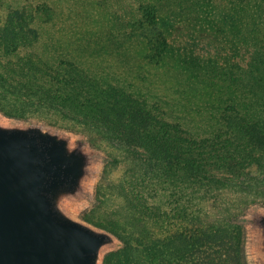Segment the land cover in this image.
Here are the masks:
<instances>
[{
    "label": "trees",
    "instance_id": "1",
    "mask_svg": "<svg viewBox=\"0 0 264 264\" xmlns=\"http://www.w3.org/2000/svg\"><path fill=\"white\" fill-rule=\"evenodd\" d=\"M158 1L139 5L132 28L143 59L155 67L164 65L170 54L173 28L160 14ZM37 13L51 16L42 7H25L8 13L0 25V110L18 118L55 112L93 136L117 141L124 152L144 153L149 161L122 186L135 222L144 223L146 210L157 217L163 197L174 203L160 220L166 224L159 226V234L140 228L131 241L121 237L125 247L103 264H241L240 227L225 219L202 231L200 202H214L250 170L264 167V0H237L223 17L222 25L238 39L245 59L237 74L228 67L221 78L207 71L211 78L203 81L205 96L213 93L207 101L218 119L211 118L202 135L168 121L157 101L132 89L127 79L82 60V55L93 57L96 48L84 47L76 37L61 40L44 33ZM184 64L188 77L198 78L199 64L192 58ZM15 102L29 108H17ZM145 178L154 192L151 198H159L152 207L144 202ZM185 196L195 200L190 212L182 201Z\"/></svg>",
    "mask_w": 264,
    "mask_h": 264
},
{
    "label": "rangeland",
    "instance_id": "2",
    "mask_svg": "<svg viewBox=\"0 0 264 264\" xmlns=\"http://www.w3.org/2000/svg\"><path fill=\"white\" fill-rule=\"evenodd\" d=\"M236 1L159 0L157 7L160 14L169 20L173 28L169 40L170 54L165 64L158 67L146 64L142 57L143 49L133 37L132 31L133 23L138 18L139 5L150 3L152 0H0V25L8 13L14 10L25 7L46 9L51 14L49 18L37 13L38 19L43 21L41 28L44 33L61 40L76 37L83 41L84 47L96 48L98 52L93 57L82 55V60L88 64L97 63L115 77L127 79L134 86L132 89L152 103L157 101L168 121L178 123L195 135H202V129L211 118L213 122L218 119H214L217 111L208 102L213 93L205 96L207 89L204 88L203 81L211 78L209 74H217L219 78L225 67L237 74V67L242 64L243 55L245 56L242 47H237L238 39L233 38L226 26L222 25L229 5ZM39 21L37 20V23ZM212 27L221 30L220 34ZM189 58L201 68L196 69L198 78H189V71L182 69V66L185 67L184 62L189 61ZM223 99H226L225 96ZM14 106L29 108L20 102H15ZM28 117L44 120L60 128L86 133L93 145L111 158L96 187L98 204L86 214V221L108 231L114 230L120 238L130 237V241L136 237L140 228L154 234L162 231L159 226L166 223L160 220L168 217L167 207L174 206V203L169 204L172 200L163 197L161 210L156 213L158 216L154 217L150 214L151 211L149 213L146 210L144 223H137L132 219L133 210L126 206L122 196L123 184L130 178L132 181L133 173L139 169L142 171L149 161L144 153L133 156L124 152L119 148L117 141L93 136L76 121L68 120L55 112H49L47 115L26 113L23 118ZM143 185L145 205L152 207L158 203L159 198H151L154 192L150 184L148 185L147 178ZM182 201L189 212L194 209L195 204L192 201L195 200L192 196H185ZM253 202H264V167L250 170L236 182L235 188L221 191L214 202L212 198L202 199L200 228L203 231L211 224L230 220L238 215L244 206ZM128 221H133L137 227L131 226ZM158 221L160 224H155ZM190 223L186 222L189 228Z\"/></svg>",
    "mask_w": 264,
    "mask_h": 264
},
{
    "label": "water",
    "instance_id": "3",
    "mask_svg": "<svg viewBox=\"0 0 264 264\" xmlns=\"http://www.w3.org/2000/svg\"><path fill=\"white\" fill-rule=\"evenodd\" d=\"M111 158L83 132L0 110V264H103L124 241L85 220ZM241 264H264V202L230 219Z\"/></svg>",
    "mask_w": 264,
    "mask_h": 264
}]
</instances>
